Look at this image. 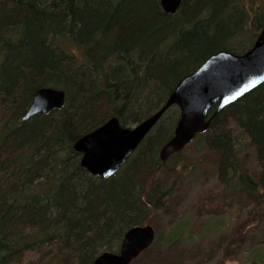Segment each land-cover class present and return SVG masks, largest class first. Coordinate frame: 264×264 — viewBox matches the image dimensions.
<instances>
[{"label":"trees","instance_id":"obj_1","mask_svg":"<svg viewBox=\"0 0 264 264\" xmlns=\"http://www.w3.org/2000/svg\"><path fill=\"white\" fill-rule=\"evenodd\" d=\"M263 26L264 0H182L173 14L160 0H0V264H90L118 250L170 194L156 175L181 153L159 156L179 108L108 178L81 165L74 142L113 115L140 122L211 53L244 52ZM42 86L64 89V106L22 120ZM230 118L255 150L257 177L216 131ZM208 130L223 194L254 202L248 226L264 199V82Z\"/></svg>","mask_w":264,"mask_h":264},{"label":"rangeland","instance_id":"obj_2","mask_svg":"<svg viewBox=\"0 0 264 264\" xmlns=\"http://www.w3.org/2000/svg\"><path fill=\"white\" fill-rule=\"evenodd\" d=\"M175 111L176 106L171 107L163 121ZM226 122L216 131L222 128L230 136L244 171L257 177L260 170L253 146L232 118ZM211 133L208 130L197 135L178 158L155 174L170 194L145 221L156 229L154 243L131 264L264 263V199L257 219L246 226L254 202L244 196L223 194L217 160L220 156L210 144ZM239 228L245 230L237 247L235 243L241 241V236H235Z\"/></svg>","mask_w":264,"mask_h":264},{"label":"water","instance_id":"obj_3","mask_svg":"<svg viewBox=\"0 0 264 264\" xmlns=\"http://www.w3.org/2000/svg\"><path fill=\"white\" fill-rule=\"evenodd\" d=\"M163 9L176 13L182 0H160ZM264 82V26L253 45L242 53L219 49L206 57L192 72L184 75L163 105L140 122L123 125L113 115L82 134L73 144L81 154V165L94 176L108 178L133 154L163 114L177 105L180 114L173 135L161 146L162 161L181 151L197 134L205 132L214 116ZM66 91L42 86L35 92L22 120L61 108ZM216 106L213 114L210 109ZM155 238L151 224L134 225L124 234L119 250L101 252L90 264H130Z\"/></svg>","mask_w":264,"mask_h":264}]
</instances>
